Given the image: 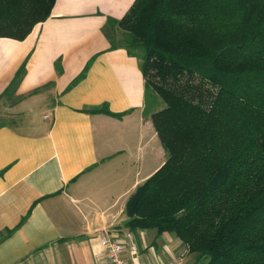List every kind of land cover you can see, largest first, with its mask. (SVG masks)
<instances>
[{
    "label": "crops",
    "instance_id": "0c3cea01",
    "mask_svg": "<svg viewBox=\"0 0 264 264\" xmlns=\"http://www.w3.org/2000/svg\"><path fill=\"white\" fill-rule=\"evenodd\" d=\"M133 2L55 0L23 39L0 36V264H110L103 235L133 238L128 264L196 263L175 233L122 224L164 161L139 59L104 33Z\"/></svg>",
    "mask_w": 264,
    "mask_h": 264
},
{
    "label": "trees",
    "instance_id": "16d2710c",
    "mask_svg": "<svg viewBox=\"0 0 264 264\" xmlns=\"http://www.w3.org/2000/svg\"><path fill=\"white\" fill-rule=\"evenodd\" d=\"M54 1L0 0V36L23 39ZM118 31L142 51L165 156L126 225L173 232L205 264H264V0H134L107 19L111 48Z\"/></svg>",
    "mask_w": 264,
    "mask_h": 264
},
{
    "label": "built area",
    "instance_id": "2783aa9c",
    "mask_svg": "<svg viewBox=\"0 0 264 264\" xmlns=\"http://www.w3.org/2000/svg\"><path fill=\"white\" fill-rule=\"evenodd\" d=\"M100 240L104 246L106 256L110 264H128L123 258L120 257V252L126 247V245L133 254H137V248L131 236H128L127 244L126 242H120L116 239H112L108 235H103ZM169 264H183V256H176Z\"/></svg>",
    "mask_w": 264,
    "mask_h": 264
},
{
    "label": "rangeland",
    "instance_id": "374dc122",
    "mask_svg": "<svg viewBox=\"0 0 264 264\" xmlns=\"http://www.w3.org/2000/svg\"><path fill=\"white\" fill-rule=\"evenodd\" d=\"M117 38L118 39H120V41H119V43H121V44H125V41L123 40L124 39V36L122 35V31H118L117 32ZM134 50V49H133ZM134 53H138L139 55L142 53V51H140V50H134ZM148 98H149V103H150V101H151V97L150 96H148ZM5 119H6V117H4V115H1L0 114V122H3V121H5ZM165 157V156H164ZM194 253V252H193ZM192 257H194V260H195V264H204L206 261L205 260H200L199 262H197L196 261V257H197V254L196 253H194V255L192 256ZM194 260H193V262H194ZM191 263V262H190Z\"/></svg>",
    "mask_w": 264,
    "mask_h": 264
},
{
    "label": "water",
    "instance_id": "95a60500",
    "mask_svg": "<svg viewBox=\"0 0 264 264\" xmlns=\"http://www.w3.org/2000/svg\"><path fill=\"white\" fill-rule=\"evenodd\" d=\"M135 217H136V216H130V217L124 219L123 222H122V224H126V223H128L129 221H131V220L134 219Z\"/></svg>",
    "mask_w": 264,
    "mask_h": 264
}]
</instances>
